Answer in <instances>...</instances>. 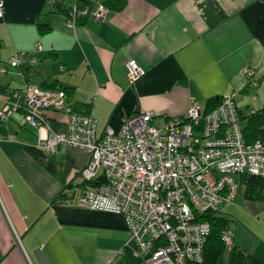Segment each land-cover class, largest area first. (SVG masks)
<instances>
[{"label": "crops", "instance_id": "crops-1", "mask_svg": "<svg viewBox=\"0 0 264 264\" xmlns=\"http://www.w3.org/2000/svg\"><path fill=\"white\" fill-rule=\"evenodd\" d=\"M78 1L93 6L106 0ZM71 4L3 0L0 52L7 45L10 50L0 60L8 63L23 52L36 64H7L0 109L25 83L68 88L72 107L88 108L101 135L106 127L118 131L134 113L151 110L162 123L183 118L194 103L205 106L229 94L244 115L254 110L252 103L255 110L264 104L258 95L264 85V0H126L119 10L109 7L103 20L79 16L69 27ZM38 25L48 29L40 32ZM130 59L145 70L133 84L126 75ZM45 116L54 131L67 130L63 111L47 109ZM0 137V264H105L115 257L142 262L120 215L76 202L87 151L39 147L36 130L19 115L0 122ZM240 207L232 247L264 264V201L245 198Z\"/></svg>", "mask_w": 264, "mask_h": 264}, {"label": "built area", "instance_id": "built-area-1", "mask_svg": "<svg viewBox=\"0 0 264 264\" xmlns=\"http://www.w3.org/2000/svg\"><path fill=\"white\" fill-rule=\"evenodd\" d=\"M71 1L66 15L69 27L79 16L103 20L111 11L103 2L89 6ZM24 63L34 65L36 59L20 52L8 63L0 60V75L7 72V64ZM125 66L130 84L145 73L135 59ZM246 74L252 77L254 71L248 69ZM256 96L250 94L253 100ZM47 109L67 115L65 132L51 128ZM13 115L36 130L39 147L54 152L65 144L89 153L79 171L85 184L77 204L120 215L136 246L135 255L145 264H202L211 230L207 216L216 214L220 204L233 201L244 175L264 177V144L245 141L233 94L221 97L209 110L194 103L183 118L162 123L154 121L151 110L134 113L122 119L118 131L106 127L98 135L94 117L74 110L63 90L29 82L3 101L0 122ZM220 238L232 247L230 227ZM123 255V250L116 254ZM115 258L105 264H127Z\"/></svg>", "mask_w": 264, "mask_h": 264}, {"label": "trees", "instance_id": "trees-1", "mask_svg": "<svg viewBox=\"0 0 264 264\" xmlns=\"http://www.w3.org/2000/svg\"><path fill=\"white\" fill-rule=\"evenodd\" d=\"M80 5H83L78 1ZM111 9L119 10L125 6L126 0H106L103 2ZM66 12V10H65ZM40 32L46 31L48 28L43 25H38ZM3 61V60H2ZM50 88V87H49ZM55 89L63 90L67 97H70V89L64 87H54ZM4 90V87L0 85V92ZM221 97L209 99L205 104L207 110L213 108L218 104ZM73 109L77 110L78 107L73 104ZM88 112L89 109H85ZM249 114L244 115L241 113V119L243 122V137L246 142L252 143L257 140L262 141L264 144V104L257 110H253ZM79 174V172H78ZM81 186L85 183L80 182ZM240 184H244V197L250 200L264 201V177L254 175H244L240 179ZM70 186V184H68ZM211 226L210 234L207 237L204 247V262L202 264H223L224 253L227 247L221 241L220 235L229 224V219L218 216L217 214H210L207 216ZM226 264H263L260 260L251 254L246 253L241 249L235 247L229 248Z\"/></svg>", "mask_w": 264, "mask_h": 264}, {"label": "rangeland", "instance_id": "rangeland-1", "mask_svg": "<svg viewBox=\"0 0 264 264\" xmlns=\"http://www.w3.org/2000/svg\"><path fill=\"white\" fill-rule=\"evenodd\" d=\"M7 47L10 48V46L7 45L5 47V49L0 52V55H1L2 58H6V56H8L7 52L10 49H8ZM5 80H6V78L0 76V83H3ZM263 92H264V85L261 86V89L258 92V95L260 96V100L264 99L262 97L263 96ZM256 106H257L256 103H254V104L252 103V107H253L252 109L255 110ZM243 192H244V184H240L238 186V188H237V193H236L235 198L233 199V201L230 202V203H222V204H220L218 206V210L216 211V214L218 216L225 217V218L229 219V221H230V225L229 226H230L231 230L233 231V236H234L235 229H236L237 235L239 233L240 224H239L238 227H237V225H235V227H233L232 223L235 222V220H234L235 217L234 216L237 215V214L234 213V211L237 210L238 212H241V210H240L241 207L240 206L243 203V201H245ZM229 248H232V247H228L227 249H225L224 259H226L227 256H228ZM140 264H145V263L141 262Z\"/></svg>", "mask_w": 264, "mask_h": 264}]
</instances>
